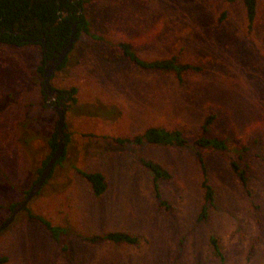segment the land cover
Wrapping results in <instances>:
<instances>
[{
    "label": "rangeland",
    "instance_id": "374dc122",
    "mask_svg": "<svg viewBox=\"0 0 264 264\" xmlns=\"http://www.w3.org/2000/svg\"><path fill=\"white\" fill-rule=\"evenodd\" d=\"M92 32L132 43L146 60L178 55L200 64L179 83L172 72L143 71L119 49L84 33L74 42L67 65L50 80L53 88H77V103L66 100L64 158L27 204L53 225L69 229V253L26 211L0 232L3 264H264V160L245 154L251 167L248 195L225 154L194 144L208 114H215L207 136L227 137L231 147L255 138L264 155V0L252 29L241 2L227 0H92L84 3ZM224 14V15H223ZM38 44L0 45V224L8 205L24 198L38 176L46 149L40 130L50 129L57 113L40 108L43 77L37 71ZM98 107L89 112L91 107ZM106 114L104 115V113ZM37 117L33 161L19 142L26 116ZM148 126L180 129L185 147L119 145ZM206 159L215 205L199 219L203 199L198 154ZM152 159L171 173L153 179L140 161ZM77 168L100 170L107 188L94 196ZM123 230L138 234V245L90 243L76 235ZM215 235L223 259L213 253Z\"/></svg>",
    "mask_w": 264,
    "mask_h": 264
},
{
    "label": "trees",
    "instance_id": "16d2710c",
    "mask_svg": "<svg viewBox=\"0 0 264 264\" xmlns=\"http://www.w3.org/2000/svg\"><path fill=\"white\" fill-rule=\"evenodd\" d=\"M90 1L92 0H33L31 3V0H0V45L19 48L28 43L38 44L42 51V57L41 63L37 66V71L41 74V77H43L42 73L45 63L44 58L49 54L44 53L42 43L38 41L39 38H45L48 51H61L65 46H67L69 42L72 23L76 22L77 40L81 34L84 33L89 35L91 39L95 41H101L107 45L117 48L121 51L122 56L125 59L143 71L172 72L175 75L177 81L182 83L184 82V75L186 73L201 72L203 70V67L200 64L182 61L176 54L169 57L156 58L152 60L143 59L138 55L137 50L132 43L123 40H110L102 35L92 32L89 28V21L84 14V3ZM227 1L241 2L247 21V26L249 29H252L258 16V6L260 0ZM2 28H4V31ZM28 38L35 39V42L24 40ZM74 45L75 44H73L72 49L74 48ZM68 55L57 67L50 80L54 77L56 71L63 69L67 65L69 58ZM42 82L43 80L41 81L40 92L44 97L45 92L42 88ZM57 90L64 92L68 96V101L72 102L73 104L77 103V98L75 96L77 92L76 87L71 86L69 89L57 88ZM45 107L47 108L45 102L41 103L40 108L44 110ZM88 107V113L91 115V110H97L100 106L97 105V108H94L89 105ZM96 114H99L98 110L96 111ZM105 114L106 112L104 115ZM215 117V114H208L204 118L201 125L203 133L195 138L194 144L203 148H211L225 154L232 172L246 188L247 194L251 195L249 188L251 167L245 160L244 155L250 153L255 155L257 158L264 160V155L259 148V140L258 138H255L250 144H239L236 145V147H231L228 143L229 138L227 137L207 136L206 132H208ZM25 120L26 121L23 124L25 129L22 130L23 132H21L20 137L18 136L17 138L19 142L23 144L26 152L31 153L32 156L30 157L33 159V161H36L38 160V152L36 148L33 149L32 144L33 140L38 137L35 133L40 130L37 127V117L29 115L25 117ZM56 122L57 119L54 120V123L50 129L46 128V130H40V133L45 136L42 142L46 149V154L41 161L40 167L37 169L38 176L31 180L30 186L37 181L43 166L47 163L48 159L57 148L58 132L56 129ZM67 127L68 124L66 123L65 119V125L63 128L65 150L55 165L64 158L66 146L70 141L69 134L66 132ZM112 140L119 145L129 144L134 146L155 144L163 146L185 147L189 145V140L183 135L180 129H169L162 126H148L141 133H138L132 137H115ZM198 160L202 172L201 187L203 190L204 199V203L201 206L198 217L199 219H206L208 217L209 208L214 207L215 205V191L212 182L210 181L205 157L199 153ZM140 161L146 168H148L150 174L152 175L154 197L159 200L160 204L164 205L165 202L161 199L159 181L170 179L171 173L159 162H156L152 159H144L143 157H140ZM53 168L48 178L52 175ZM77 171L88 181L94 196H101L105 192L107 188V182L105 174L102 171L83 170L80 168H77ZM7 182V175L5 173H0V187H7V185H9ZM27 191L28 189L24 191L25 196ZM20 201L14 202L7 206L10 210V214L14 206ZM3 206V204H0V207ZM23 210L27 212L29 218L39 222L48 231V234H50L51 238L58 243L61 250L68 255L69 229L64 226L53 225L44 216L31 212L27 205L21 211ZM7 219H5V221ZM76 235L81 239L94 244L111 243L138 245L142 240L140 235L123 230H110L101 233L91 232L87 234L77 232ZM209 242L213 249V253L218 255L220 259H223V254L217 237L213 234L210 235ZM6 261L7 256L0 255V264L5 263Z\"/></svg>",
    "mask_w": 264,
    "mask_h": 264
},
{
    "label": "water",
    "instance_id": "95a60500",
    "mask_svg": "<svg viewBox=\"0 0 264 264\" xmlns=\"http://www.w3.org/2000/svg\"><path fill=\"white\" fill-rule=\"evenodd\" d=\"M72 1V0H71ZM33 2V0H31V3ZM26 41L29 42H35V39H24ZM77 40L76 37V22L72 23V28H71V33H70V39L69 42L67 44V46H65L61 51H53L54 54H56L55 59H48V61H46V63L44 64L43 67V90L44 92L47 94V101L48 107H51V104L49 103L51 100H53L54 97V90L51 88L50 85V78L53 75V73L55 72V70L57 69V67L63 62V60L67 57V55L69 54L70 50L73 47L74 42ZM42 43L43 46V51L47 52L48 48L46 46V41L44 37L39 38V40ZM55 111L57 113V122H56V129L58 132V142H57V148L55 149V151L53 152V154L50 156V158L48 159L47 163L43 166L40 175L37 179V181L32 184L30 186V188L27 191L26 196L24 197L23 200H21L20 202H18L10 216L8 217V219L3 222L0 225V232L6 228L14 219L15 215L21 211L30 201V199L36 195L38 193V191L42 188V186L44 185V183L46 182L52 168L54 167L55 163L58 161V159L62 156V154L64 153L65 150V141H64V132H63V128L65 125V119H66V108L67 105H63L62 103L60 105H55Z\"/></svg>",
    "mask_w": 264,
    "mask_h": 264
},
{
    "label": "flooded vegetation",
    "instance_id": "af4514ba",
    "mask_svg": "<svg viewBox=\"0 0 264 264\" xmlns=\"http://www.w3.org/2000/svg\"><path fill=\"white\" fill-rule=\"evenodd\" d=\"M2 30L4 31V28H2ZM53 51L54 50H52V51H47V52H44L45 54H49V55H46L45 56V58H44V60H45V63H46V61H48V59H55V57H56V54H54L53 53ZM44 63V64H45ZM42 85H43V82H42ZM42 88H43V86H42ZM55 92H54V99L53 100H51L49 103L51 104V107H48L47 106V104H48V101H47V94L45 93L44 95V102H45V104H46V106L48 107V108H53L54 110H55V105H60L61 103L63 104V105H65L66 106V100H67V95L64 93V92H61V91H59V90H57V89H54L53 87H51Z\"/></svg>",
    "mask_w": 264,
    "mask_h": 264
}]
</instances>
